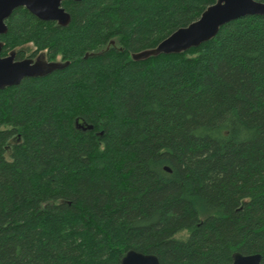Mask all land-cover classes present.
I'll use <instances>...</instances> for the list:
<instances>
[{
  "label": "trees",
  "instance_id": "trees-1",
  "mask_svg": "<svg viewBox=\"0 0 264 264\" xmlns=\"http://www.w3.org/2000/svg\"><path fill=\"white\" fill-rule=\"evenodd\" d=\"M215 1L63 0L64 26L13 10L0 56L60 63L0 89V264H264V15L131 57Z\"/></svg>",
  "mask_w": 264,
  "mask_h": 264
},
{
  "label": "water",
  "instance_id": "water-1",
  "mask_svg": "<svg viewBox=\"0 0 264 264\" xmlns=\"http://www.w3.org/2000/svg\"><path fill=\"white\" fill-rule=\"evenodd\" d=\"M62 1L0 0V35L7 31L5 20L13 10L19 7H24L40 20L56 21L62 26L67 25L70 21V15L62 6ZM247 15H264V2L257 0H216L202 12L197 20L176 29L155 47L133 53L131 57L134 60H139L161 53L177 54L186 51L214 37L225 23ZM55 65L50 62L44 64L40 61H33L31 58L16 60L13 54L0 56V89L17 85L26 77L43 76ZM86 128L91 129L92 126ZM165 169L170 171L168 167ZM119 264H159V261L154 254L128 250L120 259ZM231 264H262L261 255H243L235 252Z\"/></svg>",
  "mask_w": 264,
  "mask_h": 264
},
{
  "label": "rangeland",
  "instance_id": "rangeland-1",
  "mask_svg": "<svg viewBox=\"0 0 264 264\" xmlns=\"http://www.w3.org/2000/svg\"><path fill=\"white\" fill-rule=\"evenodd\" d=\"M33 61H38V62L40 61L41 63H44V64L48 63L43 56H38ZM50 63L59 64L60 62L57 61V62H50Z\"/></svg>",
  "mask_w": 264,
  "mask_h": 264
}]
</instances>
